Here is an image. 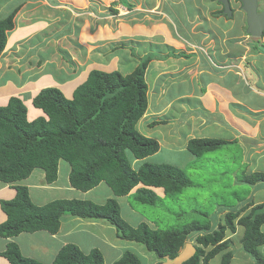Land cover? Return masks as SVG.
Listing matches in <instances>:
<instances>
[{
	"label": "trees",
	"instance_id": "1",
	"mask_svg": "<svg viewBox=\"0 0 264 264\" xmlns=\"http://www.w3.org/2000/svg\"><path fill=\"white\" fill-rule=\"evenodd\" d=\"M121 3L127 11L134 9L127 1L121 0ZM19 7H10L9 13L0 17V57L7 46V32L15 26ZM204 13L201 10L197 14L199 19L205 16ZM212 16L226 17L223 10L212 13ZM196 18L192 15L190 19ZM177 22L179 25L178 19ZM220 26L221 30L216 34L224 36L225 27L221 22ZM201 27L206 28L207 23L203 25L202 22ZM132 51L135 53V48ZM253 51L259 52L256 45ZM178 56L188 55L181 53ZM164 58L147 54L126 75L119 71L93 70L86 82L75 90L72 99L65 97L59 88H43L33 99V106L43 112L39 118H29L28 108L18 96L11 97L6 105H0L1 182L14 184L29 178L35 169H42L47 183L53 184L58 180L60 162L66 161L71 168L69 181L72 188L89 192L105 183L115 195L102 205L71 199L37 206L31 200L29 189L17 185L16 197L1 202L7 220L0 224V238L12 239L23 233L39 231L56 235L64 217L103 220L115 228L118 239L141 244L149 253L155 254L160 260L157 264H164L166 257H177L193 235L198 244L197 253L184 264H211L217 256H221L220 264H231L235 239L228 235L236 234L241 227L244 229L239 239L241 249L251 258L252 264H264L260 252L264 245V204L245 214L246 209H233L218 228H211L207 223H194L183 231L162 230L147 223L134 227L122 217L116 197L130 195L140 184L163 188L166 195L180 194L190 185L184 171L172 165L148 162L137 167L133 165L134 161L144 160L160 150L159 142L142 135L137 125L149 105L147 68L154 59ZM158 124L160 122H153L151 126ZM231 143L235 142L196 138L190 140L187 149L193 156L201 157ZM244 180L248 184L264 182V173L250 174ZM133 199L150 206H155L158 201L156 194L146 188L138 189ZM0 255L10 264H43L25 257L16 242H10ZM52 264L106 262L99 249L87 254L76 244H67ZM114 264L143 263L138 254L127 250Z\"/></svg>",
	"mask_w": 264,
	"mask_h": 264
},
{
	"label": "crops",
	"instance_id": "2",
	"mask_svg": "<svg viewBox=\"0 0 264 264\" xmlns=\"http://www.w3.org/2000/svg\"><path fill=\"white\" fill-rule=\"evenodd\" d=\"M83 3L85 2L81 0H0V11L4 10V13L10 7L20 5L14 20L15 26L7 32V46L0 57V105H6L11 97L18 96L26 106H30L33 104V99L40 90L48 87L59 88L65 97L72 99L75 90L86 82L90 73L93 70H99L91 69L85 74H82L81 71V64L85 59L82 62L80 59L87 58L90 54L88 52H86L87 54L79 52L77 49L79 46L84 45L83 40L79 43L80 37L84 38L82 35L88 34L91 39L93 38L90 29L87 32L82 31V27L80 29L75 27L74 29L77 23H75V18H73V12H75L74 10H78L75 7ZM134 10L128 11V13H133ZM163 12L165 11L163 10ZM158 13H160L159 16H164L162 12L158 11ZM165 16L168 23L166 24L170 28V15L167 13ZM172 23L175 27H178V24L174 23V21ZM69 25H72L71 29H69ZM79 25L80 23L76 26ZM195 26H190L191 30L188 32L182 28L184 32L190 34L188 38H175L172 30H170L171 33L168 31V37L166 35L160 36V42L167 41L165 45L167 44L174 48L175 52H165L161 55L168 56V58H164L163 60L154 59L150 62L146 72V81L149 87V105L137 128L142 135L156 139L160 144V150L168 146L169 149L175 148V151H188L187 147L190 140L208 138L206 130L211 129L212 125L217 126L215 127L216 130L222 129L227 132L225 134L227 139L223 140L234 141L240 144L245 148V153L248 151L254 152L253 159H257V161L253 162L255 163L253 168L252 163L245 159L248 164L247 168L250 169V174L264 173L260 163L261 157L264 158V153L262 150L260 152L255 151L260 146L258 144L246 146V143L243 142L245 139L243 141L241 139L245 137L246 132H251L252 129H248L251 125L246 120L247 117L243 111L264 108V103L260 107H255L250 101L246 102L242 94L246 92V89L253 90L255 94L262 96L264 99V84L261 82V78L257 80L250 73L246 77L242 76L243 74L241 75L244 69L241 70L242 67L240 65L237 66L236 63H240L241 58H247L240 51V47L245 46L239 42L237 46L232 47L231 44L235 38L226 36V34H224L223 39L219 42L220 45L218 44L220 49L215 45L213 47L215 50L211 54L212 63H218V65L215 64L218 68L213 67L212 64L203 67L201 64V51L206 42L201 44L195 39V36L202 32L197 26L195 28ZM205 32L206 30L203 31L204 34ZM66 43L68 44L66 45ZM96 44L97 42L94 45L90 43L86 48H89V50L90 48H95L98 51L99 47H96L98 46ZM228 44H230L229 47L226 46ZM51 46V51L45 52ZM61 47L62 51L66 49L70 54H65L64 51L63 53L59 52ZM181 53L188 56L179 57L178 55ZM61 54L64 56L69 55V58H63ZM171 54L176 56L173 57ZM78 55L80 59L77 57ZM146 55H143V57ZM204 56L209 58L207 54H204ZM87 59H90V61L85 62L92 63L91 58ZM137 61L140 62V60ZM139 62L135 63L134 69L138 66ZM215 70H217L216 74L214 73ZM22 71V74H25L23 76L20 75ZM113 71L116 70L109 72ZM117 71L121 72L119 69ZM129 71L125 75L130 74L133 70ZM104 72H107V70H104ZM242 80L245 81L242 82ZM201 89H205L204 93L201 92ZM154 91L157 96H154L156 100H154L152 105L150 96ZM33 108H28L29 118H39L42 116L43 112L41 110ZM210 119L214 121L211 123L212 125L209 124ZM260 119L264 120V116ZM153 122H160V124L152 127L151 124ZM235 125L238 126L236 133L234 132ZM260 126L259 122L255 123L254 129L257 134H261L262 132V127ZM185 128L187 129L184 130ZM156 154L144 160L134 161L133 165L137 167L146 162L156 164L153 161ZM62 168H64L66 175L64 183L60 182ZM70 171L69 164L67 167L60 163L58 180L53 184L47 183L45 172L42 169H35L29 178L14 184H6L0 181V224L7 220V215L2 209L1 202L11 201L16 197L17 190L15 187L17 185L25 186L29 189L31 200L37 206H43L51 201H56L57 197V200H71L73 194L78 195L79 200L92 201L98 205L105 204L109 199L115 198L113 191L109 187L106 188L104 186L105 183H101L89 192H81L72 188L69 181ZM242 182L247 183L244 179ZM263 183L260 181L255 184L249 183V185L259 187L263 186ZM140 188L153 191L158 199L166 196L163 188L148 187L140 184L130 195L116 197L121 206L122 217L134 227L147 223V220L138 219L137 224H133L135 223L133 220L125 218L122 204L127 205L129 200L133 198L134 193ZM52 193H55L53 198L51 197ZM261 204H264V200L251 197L238 209H246L243 213L245 214ZM230 211L227 209L222 213V219ZM80 220L82 221L83 219L74 217L68 219L62 218L60 231L56 235H52L46 231H39L35 233H23L12 239L0 238V253L6 250L10 242H16L25 257L35 260H39L38 256L40 254L42 256L48 255L50 251L53 252L54 249H57L54 256L55 260L59 251L68 244L65 240L67 234L72 233L75 228L82 225L83 222ZM66 223L68 224V232L64 228V224ZM106 225L109 228L112 226L110 223H106ZM148 225L157 228L152 223ZM105 228L107 227L103 225L101 232ZM111 228L116 236L115 228L113 226ZM214 228H217V226ZM262 230L264 231V226ZM193 237L194 235L190 238ZM60 240L63 241V246L60 245ZM234 245L231 248L235 252L231 264H252L251 258L245 253L239 254L241 247L238 249ZM260 252L264 256V245L260 247ZM120 257L121 254H117V258L113 262L115 263ZM217 257H220L221 261V256ZM158 262L153 263L150 260L148 264H157ZM0 264H10V262L0 255Z\"/></svg>",
	"mask_w": 264,
	"mask_h": 264
},
{
	"label": "rangeland",
	"instance_id": "3",
	"mask_svg": "<svg viewBox=\"0 0 264 264\" xmlns=\"http://www.w3.org/2000/svg\"><path fill=\"white\" fill-rule=\"evenodd\" d=\"M81 1L85 3L75 7L78 9L77 11H72L75 23H77L74 29L75 27H77V29L82 27V31L86 32L90 29L93 37L91 39L88 34L85 36L82 35L84 38L80 37L79 43L83 40L85 46L81 45L77 49L79 52H88L90 56L87 58L92 59V63H87L85 61H90V59H80L79 55L77 56L81 62L85 59L81 64L82 74L89 72L91 69H99L101 71L107 70V72L111 70L117 71V69H119L121 73L125 75L126 72H130L129 70H134L135 63L139 62L137 60H140L145 54H152L155 57L162 58L163 56L161 54L165 52H175L174 48L167 44V46L165 45L167 41L160 42V36L166 35L168 37V31L171 33L170 30H172L175 38H188L190 34L187 32L191 30L190 26L194 27L195 25L202 31L195 36V39L201 44L206 42L201 51L202 66L207 67L212 64L213 67L218 68V66H216L218 63H212L213 59L211 58V54L215 50V48H213L215 45L220 49L218 44L223 39L221 37H224L216 34V31L221 30V22L225 27L223 34L233 38L240 37L237 40H242L241 44L245 46L240 47V51L244 53L247 58H241V64L236 63L237 66L240 65L242 67L241 70L244 69L241 75L243 74L242 76L246 77L247 75L249 76L250 73L254 75L257 80L261 78V82L264 84V37L260 39L249 38L244 31H238L236 26H231L230 23L226 25L222 17L215 19V17L212 16L214 9L212 7H216L217 5L213 3V0H124L132 4L136 10L130 14L122 6L121 0ZM115 4H117V6H115ZM203 6H205L206 9H204ZM163 10L165 12H163ZM201 10L205 12L204 15L206 17H200L199 19L197 14H199ZM158 11L162 12L164 16H159L160 13H158ZM8 13V10H6L5 13L4 10H2L0 11V17L3 15L6 16ZM167 13L170 15V28L167 26L168 23L165 16ZM192 15H196L197 18L194 20L190 19ZM177 19L179 20V25L175 27L172 21L177 24ZM206 19L211 23H216L217 20L219 21L216 24H211L209 21H206ZM202 22L203 25L207 23L206 28L201 27ZM78 23H80V25L76 26ZM71 26L72 25H69V29H71ZM182 28L187 32H184ZM205 30L206 32L204 34L203 31ZM230 30H232V32ZM95 42H97L96 45H98L96 47H99L98 51L95 48H90V50L86 48L88 44L91 43L94 45ZM68 43H66V45ZM229 45L230 44L226 46L229 47ZM254 45L257 46L259 52L253 51ZM231 46H237V42H232ZM132 48H135L136 54L132 51ZM51 49L52 46L48 47L45 52H49ZM63 51L65 54H70L66 49H63ZM63 51L61 47L59 52L63 53ZM204 54H207L209 58L205 57ZM61 56L63 58H69V55L64 56L61 54ZM171 56L174 57L176 55L171 54ZM164 57L168 58V56ZM69 61L71 62V60ZM216 72L217 70L214 71L215 74ZM22 73L23 71L20 73L21 76L25 75ZM243 81L245 80H242V82ZM204 91L205 89H201V92L204 93ZM154 96H157L155 95V91L150 96L152 105L154 100H156ZM242 96L246 102L250 101L255 107H260L264 103L263 97L255 94L253 90L246 89V92L243 93ZM27 107L33 108L34 106L32 104ZM243 113L247 117L246 120L249 121V125H251L248 129H252L251 132L245 133V137L241 138L242 141L245 139L243 142L246 143V146L258 144L260 148L257 147L258 150L255 151L260 152V150H262L264 153V120L260 119L264 116V108L258 110L251 109V111L245 110ZM258 115L259 117H257ZM212 122L214 121L210 119L209 124L212 125ZM257 122L261 124V134L255 132L254 128ZM215 127L217 126L212 125L211 129L206 130V136L208 138L227 139L225 136L227 132L222 129L216 130ZM237 128L238 126L235 125V131L233 130L235 133ZM186 129L187 128L184 130ZM175 150V148L169 149L168 146H165L156 154L153 161L156 164L172 165L182 169L190 182L189 188H186L180 194L166 195L162 197V199H158L155 206L141 204L133 198L129 200V203L125 201L128 206L122 204L124 216L126 219L128 218V220H133V222H135L133 224H137L138 219H144L147 220L148 224L152 223L162 230L183 231L186 227L194 223H207L209 226L211 225V228H214L221 222H224L221 214L227 209L232 211L242 206L251 197L264 200V183L263 186L254 187L242 182L245 176L250 175V169L247 168L248 164L246 161H250L253 168V166H255L253 162L257 161V159H253L254 152L248 151L245 153V148L240 144L231 143L220 149L206 153L201 157H195L187 150ZM60 163L68 167L66 161H61ZM260 163L264 170V158L261 157ZM65 181V170L62 168L60 182L64 183ZM104 186L106 188L108 187L106 184ZM54 194L55 193L51 194L52 198ZM72 199H78V195L73 194ZM68 218L72 217H64L63 219ZM81 222H83L82 225L75 228L72 233L67 234V238L65 239L66 242L68 244L78 245L81 250L86 253H90L93 249H99L105 257L106 264H113V261L117 258V254H121L122 256L127 250H131L138 254L143 264H148L150 260L153 263L160 261L155 254L149 253L143 245L118 239L112 232V226L109 228L106 225L108 222L95 220H82ZM103 225L107 228L101 232ZM67 227L68 224H64L66 232H68ZM243 232L244 229L238 227V232L236 234L233 235L230 233L231 235H228V237L235 239V248L239 249V247H241L239 239L242 237ZM188 242L198 246L196 240L193 238H190ZM59 243L63 246V241L60 240ZM56 251L57 249H54L53 252L50 251L48 255L43 256L40 254L38 256L39 260L37 261L43 264H51L54 260ZM242 253L244 252L240 248L239 254ZM211 264H220V257L213 259Z\"/></svg>",
	"mask_w": 264,
	"mask_h": 264
},
{
	"label": "water",
	"instance_id": "4",
	"mask_svg": "<svg viewBox=\"0 0 264 264\" xmlns=\"http://www.w3.org/2000/svg\"><path fill=\"white\" fill-rule=\"evenodd\" d=\"M225 6V14L228 17L232 16L229 0H219ZM244 3V9L247 13V33L253 37L261 38L264 36V13L258 15L256 11V0H241ZM197 253V248L190 242L185 244V247L180 252V254L171 259L166 257L164 264H184L190 259H192Z\"/></svg>",
	"mask_w": 264,
	"mask_h": 264
},
{
	"label": "flooded vegetation",
	"instance_id": "5",
	"mask_svg": "<svg viewBox=\"0 0 264 264\" xmlns=\"http://www.w3.org/2000/svg\"><path fill=\"white\" fill-rule=\"evenodd\" d=\"M213 3L216 4L217 6L212 7V8H214L212 13H216L220 10H223L224 14H225V6L223 3H221L219 0H213ZM256 3H257V5H256L257 14L258 15L263 14L264 13V0H256ZM229 4H230L232 16L228 17V15L225 14L226 17L219 16V17H215V19H219L222 17L224 19L226 25H228L230 23L231 26L238 27V30L240 32L244 31V33L246 34L247 37L256 38V37H253L247 33L248 16H247V13L244 9V3L241 0H229ZM230 31L232 32V30H230ZM239 38L240 37H236L235 39L237 40ZM256 39H260V38H256ZM244 41H245V39H244ZM237 43H239V42H237ZM241 43H242V40H241Z\"/></svg>",
	"mask_w": 264,
	"mask_h": 264
},
{
	"label": "clouds",
	"instance_id": "6",
	"mask_svg": "<svg viewBox=\"0 0 264 264\" xmlns=\"http://www.w3.org/2000/svg\"><path fill=\"white\" fill-rule=\"evenodd\" d=\"M186 243H188V241L186 242ZM191 243V242H190ZM193 244V243H192ZM194 245V244H193ZM195 246V245H194ZM185 247V246H184ZM196 248H197V246H195ZM196 255V254H195Z\"/></svg>",
	"mask_w": 264,
	"mask_h": 264
}]
</instances>
